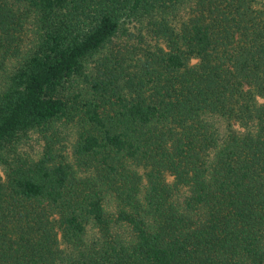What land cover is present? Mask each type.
<instances>
[{
  "label": "trees",
  "instance_id": "16d2710c",
  "mask_svg": "<svg viewBox=\"0 0 264 264\" xmlns=\"http://www.w3.org/2000/svg\"><path fill=\"white\" fill-rule=\"evenodd\" d=\"M0 264H264V0H0Z\"/></svg>",
  "mask_w": 264,
  "mask_h": 264
}]
</instances>
